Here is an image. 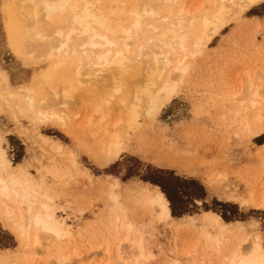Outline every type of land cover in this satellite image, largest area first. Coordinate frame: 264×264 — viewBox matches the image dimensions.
Instances as JSON below:
<instances>
[{
  "label": "rangeland",
  "instance_id": "rangeland-1",
  "mask_svg": "<svg viewBox=\"0 0 264 264\" xmlns=\"http://www.w3.org/2000/svg\"><path fill=\"white\" fill-rule=\"evenodd\" d=\"M13 8L11 3L5 5L0 0V69L8 75L11 86H29L47 70L48 64L24 67L19 62L5 30L11 24ZM20 25L25 26L26 20ZM263 70L261 5L235 16L208 48L190 60L185 87L157 118L148 119L141 112L137 129L126 130L117 106L123 96L117 95L103 112L106 119L100 122L98 115L88 126L93 97L108 82L94 84L88 93L75 94L66 109L52 101L49 91H40L36 109L63 113L58 115L68 118L67 134L41 125L35 118L36 110L26 111L20 99L9 105L0 102L3 147L13 165L23 164L41 187L39 195L52 199L51 206L58 209L55 215L73 234L82 232L85 238L94 236L99 241L110 217L120 215L145 241L153 257L145 264H190L189 253H193L195 264H200L206 249L204 233L215 234L210 226L214 216L232 232H237L236 225L240 224L247 235L260 233L264 242V211L257 212L234 201V196L245 201L250 192H261L264 187V136L252 139L242 126L244 122L254 123L253 113L262 115L264 123V103L244 111L248 81L254 79L261 87ZM260 96L264 100V90ZM105 130L119 136L120 153L109 163L92 152ZM56 144L61 145L60 150ZM136 167L138 172L150 167L197 182L205 189L207 200L195 202L189 209L191 214L183 218L158 223L156 215L143 204L145 192L156 190L135 177ZM220 213L235 218L223 220ZM89 242L85 239L79 244L81 257L69 264L101 263L98 242ZM125 248L121 245L120 253ZM4 249L21 253L19 242L0 225V250ZM21 264L56 262L42 248L28 253Z\"/></svg>",
  "mask_w": 264,
  "mask_h": 264
},
{
  "label": "bare ground",
  "instance_id": "bare-ground-1",
  "mask_svg": "<svg viewBox=\"0 0 264 264\" xmlns=\"http://www.w3.org/2000/svg\"><path fill=\"white\" fill-rule=\"evenodd\" d=\"M7 2L14 8L5 30L19 62L24 67L43 62L48 66L33 84L16 87L0 69V102L9 105L20 99L26 111L36 110L41 125L65 134L69 126L63 113L36 109L40 91H49L52 101L66 109L75 94L88 93L94 84L108 82L93 97L87 125L98 115L103 122V112L121 95L117 102L121 123L126 130L137 129L141 112L152 120L177 98L186 85L190 60L208 48L235 16L264 5V0H4L5 5ZM25 20L22 27L20 22ZM262 72V88L254 79L248 81L244 111L264 103L260 96L264 90ZM16 109L20 112L19 106ZM253 120L252 124L242 123L243 128L252 139L264 136L262 115L253 113ZM101 138L92 152L109 163L120 153L119 136L105 130ZM4 142L0 131V225L19 242L21 253L0 250V264H21L28 253L42 248L51 253L56 264H69L81 257L78 246L85 239L91 244L98 242L100 264H145L153 258L145 241L120 215L110 217L99 241L94 236L85 238L82 232L73 234L55 215L58 209L51 206L52 199L39 195L41 187L24 165H13ZM56 145L60 150L61 145ZM152 189L156 191L144 194V206L156 215L158 223L172 222L165 196ZM234 201L262 212L264 187L261 192H250L245 201L236 196ZM211 221L215 234L204 233L206 249L200 264H264L260 233L247 235L240 224L237 232H232L220 225L217 216ZM121 245L126 246L123 253ZM187 257L195 264L193 253Z\"/></svg>",
  "mask_w": 264,
  "mask_h": 264
},
{
  "label": "trees",
  "instance_id": "trees-1",
  "mask_svg": "<svg viewBox=\"0 0 264 264\" xmlns=\"http://www.w3.org/2000/svg\"><path fill=\"white\" fill-rule=\"evenodd\" d=\"M128 162H136L134 164L140 166L135 160H128ZM130 171L128 170L127 173L130 174ZM133 173H136L135 177L140 178L144 184L160 190L169 204L171 216L174 219H180L191 214L189 209L194 206L195 202H205L207 200L205 189L197 182L180 179L172 173L153 170L150 167L145 168L143 172L140 169L139 172L134 171ZM219 215L223 220L228 221L235 218L233 215L227 216L226 213H220Z\"/></svg>",
  "mask_w": 264,
  "mask_h": 264
}]
</instances>
